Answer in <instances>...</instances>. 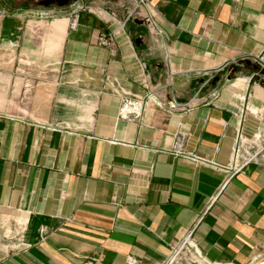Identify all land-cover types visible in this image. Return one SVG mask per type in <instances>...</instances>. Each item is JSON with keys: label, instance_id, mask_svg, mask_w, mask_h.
Returning a JSON list of instances; mask_svg holds the SVG:
<instances>
[{"label": "crops", "instance_id": "1", "mask_svg": "<svg viewBox=\"0 0 264 264\" xmlns=\"http://www.w3.org/2000/svg\"><path fill=\"white\" fill-rule=\"evenodd\" d=\"M125 1L73 30L0 10V264H161L195 223L199 264H264V166L231 169L264 116L257 68L233 64L264 47V0H145L148 25H122Z\"/></svg>", "mask_w": 264, "mask_h": 264}, {"label": "built area", "instance_id": "2", "mask_svg": "<svg viewBox=\"0 0 264 264\" xmlns=\"http://www.w3.org/2000/svg\"><path fill=\"white\" fill-rule=\"evenodd\" d=\"M127 3H132V10L128 9L121 17L120 23L124 25L131 18H137L135 10L145 5V0H126ZM147 20V19H146ZM146 20H144L146 22ZM77 23V15H75L70 23V28L74 29ZM96 44L99 47L105 48L111 55L115 54V41L110 32L100 33L97 37ZM244 61L252 63L257 68L256 76L264 80V76L261 75V71H264V47L257 54H244L237 61H233V64L242 65ZM143 107L142 101L135 99H123L119 109V115L122 118L133 117L137 118L141 114ZM248 111L247 107L242 109ZM260 129L253 135L252 139L247 141L240 135H237L235 146L233 149V158L231 169L233 171H239L242 166L248 163H256L264 166V116L261 118ZM179 138L176 141L173 149L174 153H180ZM196 229V223L187 229L182 237L170 248V253L167 258L161 264H199L202 262V257L197 251L196 242L194 239V233ZM126 264H142L139 261L129 258Z\"/></svg>", "mask_w": 264, "mask_h": 264}, {"label": "rangeland", "instance_id": "3", "mask_svg": "<svg viewBox=\"0 0 264 264\" xmlns=\"http://www.w3.org/2000/svg\"><path fill=\"white\" fill-rule=\"evenodd\" d=\"M46 2V3H44ZM30 5V6H41L46 9H54V10H59L62 12H67L70 14V20H69V29L70 28V23L75 15H77L80 11L88 9V8H106L110 7V0H0V10H7V9H13L21 5ZM112 7V6H111ZM133 4L132 3H127L125 1L123 3L122 8L120 9L119 7H112L114 14L117 15V18L119 20L121 17L125 14V12L130 9L132 10ZM120 12V13H118ZM136 15L137 20L139 21H144L146 20V16L144 14V11L141 8H138L134 12ZM132 19V18H131ZM130 19V20H131ZM129 20V21H130ZM128 21V22H129ZM148 20H146L145 23L148 25ZM77 25V23H76ZM75 29V28H74ZM73 30V29H71ZM99 47V46H98ZM102 48V47H101Z\"/></svg>", "mask_w": 264, "mask_h": 264}, {"label": "water", "instance_id": "4", "mask_svg": "<svg viewBox=\"0 0 264 264\" xmlns=\"http://www.w3.org/2000/svg\"><path fill=\"white\" fill-rule=\"evenodd\" d=\"M44 3H46V2H44ZM135 20H136L139 24H143V25L145 24V21H139V20H137V19H135ZM260 73H261V75L264 76V71H261ZM261 85L264 86V80L261 81Z\"/></svg>", "mask_w": 264, "mask_h": 264}]
</instances>
